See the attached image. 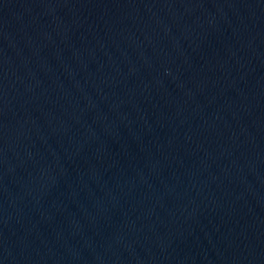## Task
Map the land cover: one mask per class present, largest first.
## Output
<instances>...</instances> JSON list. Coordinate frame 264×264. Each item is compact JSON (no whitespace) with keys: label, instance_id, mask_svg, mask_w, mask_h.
<instances>
[{"label":"water","instance_id":"95a60500","mask_svg":"<svg viewBox=\"0 0 264 264\" xmlns=\"http://www.w3.org/2000/svg\"><path fill=\"white\" fill-rule=\"evenodd\" d=\"M0 264H264V0H0Z\"/></svg>","mask_w":264,"mask_h":264}]
</instances>
